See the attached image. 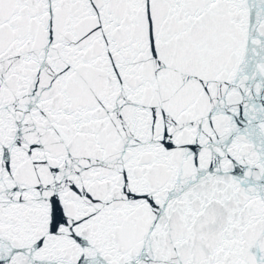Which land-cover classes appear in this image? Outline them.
<instances>
[{"label": "snow or ice", "instance_id": "1", "mask_svg": "<svg viewBox=\"0 0 264 264\" xmlns=\"http://www.w3.org/2000/svg\"><path fill=\"white\" fill-rule=\"evenodd\" d=\"M0 264H264V0H0Z\"/></svg>", "mask_w": 264, "mask_h": 264}]
</instances>
